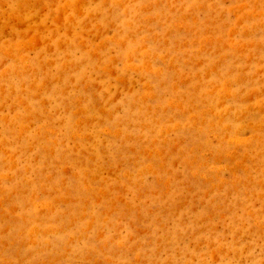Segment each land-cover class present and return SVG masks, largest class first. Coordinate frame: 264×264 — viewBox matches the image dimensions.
I'll return each instance as SVG.
<instances>
[{
  "label": "rangeland",
  "instance_id": "rangeland-1",
  "mask_svg": "<svg viewBox=\"0 0 264 264\" xmlns=\"http://www.w3.org/2000/svg\"><path fill=\"white\" fill-rule=\"evenodd\" d=\"M0 264H264V0H0Z\"/></svg>",
  "mask_w": 264,
  "mask_h": 264
},
{
  "label": "bare ground",
  "instance_id": "bare-ground-1",
  "mask_svg": "<svg viewBox=\"0 0 264 264\" xmlns=\"http://www.w3.org/2000/svg\"><path fill=\"white\" fill-rule=\"evenodd\" d=\"M195 21V20H194Z\"/></svg>",
  "mask_w": 264,
  "mask_h": 264
}]
</instances>
